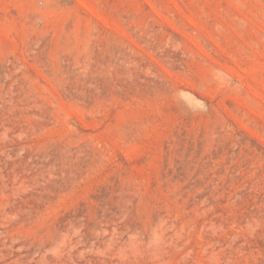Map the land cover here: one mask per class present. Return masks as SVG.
Segmentation results:
<instances>
[{"label": "rangeland", "instance_id": "374dc122", "mask_svg": "<svg viewBox=\"0 0 264 264\" xmlns=\"http://www.w3.org/2000/svg\"><path fill=\"white\" fill-rule=\"evenodd\" d=\"M0 264H264V0H0Z\"/></svg>", "mask_w": 264, "mask_h": 264}]
</instances>
